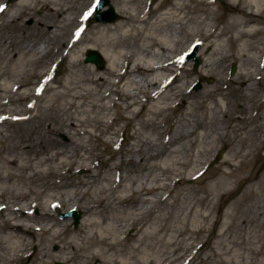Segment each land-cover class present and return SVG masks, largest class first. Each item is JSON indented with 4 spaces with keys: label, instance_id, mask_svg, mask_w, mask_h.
<instances>
[{
    "label": "bare ground",
    "instance_id": "obj_1",
    "mask_svg": "<svg viewBox=\"0 0 264 264\" xmlns=\"http://www.w3.org/2000/svg\"><path fill=\"white\" fill-rule=\"evenodd\" d=\"M81 1L19 0L0 31L7 63L0 64V264H264V223L233 232L234 211H244L254 187L223 215L217 241L202 254L218 201L264 151V114L235 111L222 87L232 81L250 98L262 85L264 0H162L153 8L122 0V20L92 24L95 0ZM38 9L46 11L38 38L24 39L29 34L16 23ZM14 24L17 31L6 33ZM195 43L203 57L197 74L182 60ZM89 50L106 59L104 71L84 64ZM49 56L52 63L30 73ZM229 61L239 64L234 78L217 76L214 86L192 92L197 79ZM138 105L146 112L135 124ZM15 124L30 127L5 128ZM122 131L130 142L106 159L100 147ZM208 168L216 181L203 192L180 189ZM61 209L82 211L80 224L58 219L53 211Z\"/></svg>",
    "mask_w": 264,
    "mask_h": 264
},
{
    "label": "rangeland",
    "instance_id": "obj_2",
    "mask_svg": "<svg viewBox=\"0 0 264 264\" xmlns=\"http://www.w3.org/2000/svg\"><path fill=\"white\" fill-rule=\"evenodd\" d=\"M18 1L12 2L8 7L4 8L3 6L5 5V3H7V0H0V8H3V11L0 13V31L4 25H6L10 22V17L12 14V11H11L12 7L11 6H14ZM57 1H60V0H57ZM83 1L84 0H82L81 2H83ZM96 1L97 0H95V2ZM161 1L162 0H152V1L151 0H145V1H143V3H140V5L148 7V8H153L154 6L160 4ZM95 2H94V4H95ZM110 3L113 6V8L115 9V11L121 17L118 21L122 20L124 18L123 13L117 11L118 7L122 6V4H123L122 0H110ZM93 5H92V7H93ZM169 5H170V1H168L163 6V8L165 9ZM213 7L215 9H218L219 12H224L226 9V5L224 3H218L217 6H213ZM108 9H109V7H105V8H103L102 12H104ZM43 18H46V11H44L43 9L36 10L34 12L33 16L26 17L25 15H22L19 17L18 22L16 24H20L23 27V32H25V33H21V34H29V35L25 36L24 39L28 38V39L34 40V39L38 38V35L36 33L37 32L36 29L38 28L37 22H39V20L43 19ZM118 21H116V22H118ZM96 22H103V21H97L96 16L94 14L91 18V24L96 23ZM116 22H109V23H116ZM75 26H76V24H74L71 27L69 32L77 30L78 28H76ZM10 30L17 31L15 28V24L12 25L10 28H8L6 30V33H8ZM85 30L88 32V28L86 29V27H85L84 31ZM89 35H90V33H89ZM0 38H4V36H1V33H0ZM70 38H71V35L66 37L65 40L68 41V39H70ZM86 40H89V39H86ZM184 40L186 42L184 45V48H187L189 45V42L187 43V39H184ZM137 43L138 42L134 41V40L130 41V44H132V45H138ZM197 44L198 43H195L193 45V48ZM200 49H201V46L197 52V56L199 58H201V60H202L201 65H202L203 57L199 55ZM133 50L134 51L137 50L135 46H134ZM53 51H54V49H53ZM204 52L208 53V52H210V50L205 49ZM3 53H4V51L2 50V48H0V55H3ZM85 58H86V55H85L84 60H83L84 64L86 63ZM54 60H55V58H53L52 56L45 58L41 62H39L36 65H34L33 67H31L30 73L31 72H41L49 63H52ZM182 60H183V62H185V59H182ZM3 63H6V62H4L0 56V64H3ZM106 63H107V61H106ZM188 63H192V65H190V68H191V70H193V72L195 74H197L201 65L197 69H195V62L192 59L189 62H187V64ZM234 64L237 65V70L232 75L231 69H232V66ZM238 66H239V64L236 62H233V61L225 62V64L218 65L213 70V72H214L213 76H207V77L199 78L196 80L195 84L191 87L192 92L193 93L203 92V91H205V89L207 87L214 86L216 84V81H217V76L224 77L225 79L234 78L237 74V71L239 68ZM95 69L97 71H100V72L105 70V68L103 70H99L97 68V66L95 67ZM64 74H62V76ZM262 74L264 76V71ZM196 78H197V76H196ZM200 82L202 84V88L199 90H195L196 85ZM262 85L258 84L255 86V91L253 92V96L250 98H247L246 92L239 93L238 92L239 88L232 81H231V83H223L222 87L225 88V94L227 95V98H228L229 102H231V106L235 111H241L242 109L251 110V112L253 114L261 116L262 114H264V106H257V104H259L264 99V80H262ZM241 97L245 98L244 101L242 100L243 102L241 101V99H239ZM113 98L115 99L116 97L113 96ZM250 102L252 104H250ZM181 103H182V101H180V104ZM134 110L136 112L141 113V115L139 117L135 118V120H134V123L138 124L142 120V117L145 115L146 109L142 108L141 106L138 105L134 108ZM178 110L182 111L183 106H179ZM169 114L173 115L172 112H170ZM126 115L129 117L132 116V114H130V113H126ZM126 123H127V121H120L119 127H121V128L125 127ZM34 124H36V123H32V125H34ZM29 127H30V124H25V125H21V126L15 124V125H9L8 127L6 126L5 128H8L9 132L15 133V132L25 131ZM166 128L167 127L165 126V129ZM146 133H147V135H150V134L154 135L153 132L152 133L146 132ZM129 134H130V131H125V132L122 131L119 133V136L116 138V143L112 144L110 147H108V145H102L100 147V151H104L106 153L105 154L106 159L111 158L112 152L115 151L116 147H118L120 144H122V143L126 144V143L130 142ZM59 138L65 142L69 141V137L66 134H60ZM235 147H237V144H235ZM226 151H227L226 148L221 149L219 152H217L215 154L214 158L217 160L222 159L226 155ZM118 162H119V156L117 155L116 157H113L112 163L118 164ZM105 167H106V165L103 164L101 167V171L105 170L106 169ZM75 172L78 175H86V174H88L89 169H79V170H76ZM213 173L214 172H213L212 168H208L206 170V172L203 173L201 181H199V182L197 181V182L191 183L189 185H183L180 189L181 190L182 189H188L189 191L190 190H197L199 192H203V190L207 186L211 185L212 183H214L216 181V178H213ZM239 176H240V178H239L238 182H233L232 192L225 195L224 197H222V199H220L218 201L217 209L214 211V213H213L214 216L211 220V224L215 223V227H214L212 233L205 234V237L203 238V242L207 243L205 250L202 251V254H204V255L210 253V250L207 249L208 246L211 243H214L217 241V235H218L220 227H221V221H222L223 215L228 211V209L230 207H232L234 202H236L238 200L240 201L239 198L246 192V190L249 187H254L257 190L258 194L255 196H253V195L248 196L247 198H245L241 202V204L244 205V208H243L244 211H242L239 208H237L234 211V213L236 215V217H235V228L233 231L234 235L236 237H239V233H241V229H248V230L254 231L256 227H260L261 224L264 223V151H262L261 154L256 155L254 157V159H252L250 161L247 170L240 172ZM248 176L253 177V179L251 181H244L243 179L248 177ZM0 186H2L1 183H0ZM247 202H252V204H254V206L253 207H250V206L245 207ZM256 207H258V208L260 207L259 209H261V212L263 213V217L260 218L257 223L253 222V219H252V217L258 216V212L254 209ZM32 212L34 214H38L39 210L33 209ZM53 212H54V214L57 215L58 219H61L64 221L69 220V222L71 224H73L74 227H77L80 223L78 225L75 224V220H74V217L72 216V214L74 212H80V214H81L80 221L83 218L82 211L77 210V209H70V210L61 209L58 212H56V211H53ZM217 218H218V221L216 222ZM244 221H247V227L246 228L242 225ZM57 249H58V247H56V246L53 247V250L56 251ZM31 253H32V251H31Z\"/></svg>",
    "mask_w": 264,
    "mask_h": 264
},
{
    "label": "water",
    "instance_id": "obj_3",
    "mask_svg": "<svg viewBox=\"0 0 264 264\" xmlns=\"http://www.w3.org/2000/svg\"><path fill=\"white\" fill-rule=\"evenodd\" d=\"M16 1V0H10L9 3ZM105 6H109L110 9L104 13H101V9ZM96 12H97V19L98 21H104V22H115L118 19H120V16L115 12V9L112 7L110 0H99L98 4L96 5ZM198 48L195 49L194 53L188 57L194 58L196 61V68L201 64V59L196 57ZM87 63H95L97 64L99 69H104L105 67V60L101 57V55L96 51H89L86 59ZM236 70V66L233 67L232 73H234ZM202 87L201 84H198L196 89H200ZM75 224L78 225L80 222V213H75Z\"/></svg>",
    "mask_w": 264,
    "mask_h": 264
},
{
    "label": "snow or ice",
    "instance_id": "obj_4",
    "mask_svg": "<svg viewBox=\"0 0 264 264\" xmlns=\"http://www.w3.org/2000/svg\"><path fill=\"white\" fill-rule=\"evenodd\" d=\"M0 11H3V8H0Z\"/></svg>",
    "mask_w": 264,
    "mask_h": 264
}]
</instances>
